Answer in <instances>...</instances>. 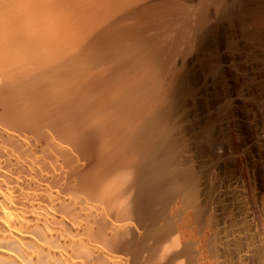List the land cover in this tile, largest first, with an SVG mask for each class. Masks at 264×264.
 Returning a JSON list of instances; mask_svg holds the SVG:
<instances>
[{
  "label": "bare ground",
  "instance_id": "6f19581e",
  "mask_svg": "<svg viewBox=\"0 0 264 264\" xmlns=\"http://www.w3.org/2000/svg\"><path fill=\"white\" fill-rule=\"evenodd\" d=\"M235 12L264 29V0H0V264H264L176 121Z\"/></svg>",
  "mask_w": 264,
  "mask_h": 264
},
{
  "label": "rangeland",
  "instance_id": "374dc122",
  "mask_svg": "<svg viewBox=\"0 0 264 264\" xmlns=\"http://www.w3.org/2000/svg\"><path fill=\"white\" fill-rule=\"evenodd\" d=\"M187 53L176 121L214 204L229 211L231 247L264 249V29L239 12L215 13L206 40ZM241 207L251 214L246 227Z\"/></svg>",
  "mask_w": 264,
  "mask_h": 264
}]
</instances>
